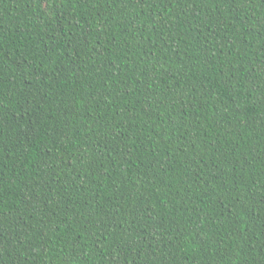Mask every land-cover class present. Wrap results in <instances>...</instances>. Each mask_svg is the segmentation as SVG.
<instances>
[{
    "label": "trees",
    "instance_id": "obj_1",
    "mask_svg": "<svg viewBox=\"0 0 264 264\" xmlns=\"http://www.w3.org/2000/svg\"><path fill=\"white\" fill-rule=\"evenodd\" d=\"M0 264H264V0H0Z\"/></svg>",
    "mask_w": 264,
    "mask_h": 264
}]
</instances>
